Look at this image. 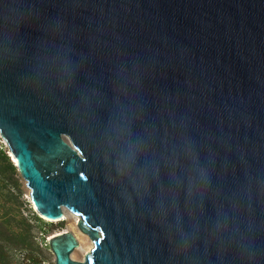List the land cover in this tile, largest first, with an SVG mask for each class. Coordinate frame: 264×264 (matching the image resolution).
<instances>
[{"label": "water", "instance_id": "obj_1", "mask_svg": "<svg viewBox=\"0 0 264 264\" xmlns=\"http://www.w3.org/2000/svg\"><path fill=\"white\" fill-rule=\"evenodd\" d=\"M0 137L55 264H264V0H0Z\"/></svg>", "mask_w": 264, "mask_h": 264}, {"label": "trees", "instance_id": "obj_2", "mask_svg": "<svg viewBox=\"0 0 264 264\" xmlns=\"http://www.w3.org/2000/svg\"><path fill=\"white\" fill-rule=\"evenodd\" d=\"M18 175L8 147L0 142V264H44L33 246L39 243L38 239L46 242V236L62 227V222L53 225L31 208H20L5 195L4 186L19 190ZM32 224L39 227L38 237L32 232Z\"/></svg>", "mask_w": 264, "mask_h": 264}, {"label": "rangeland", "instance_id": "obj_3", "mask_svg": "<svg viewBox=\"0 0 264 264\" xmlns=\"http://www.w3.org/2000/svg\"><path fill=\"white\" fill-rule=\"evenodd\" d=\"M0 142L5 147H7L6 144L4 143V141L1 139V137H0ZM17 177H19V190L16 191L17 189H12L9 186H4L3 191H4L5 195L8 194L7 196H9L11 199H13L14 204H16V205L18 204V206L20 208H25L27 206V207L31 208L32 211L37 213L36 210L34 209L32 203H31L30 190L26 186L25 180L22 179V177L20 175H18ZM72 213L73 212L69 210L66 214L65 219H63L61 221L60 220L59 221H50V220H47L45 217H43V219H46V221L51 222L53 225H57L59 222H62V227L56 228L54 231H52V233L49 236L48 235L46 236V238H45L46 242H42L41 239H38L39 243L37 242L33 246V248L37 249V254L40 257V259H43L44 264H55L54 263V255L48 246V242H47L48 237H50L56 233H59V232L69 231L75 236V238L78 242V245H79V241H81V243H82V233H84V232L81 231L80 228L78 227V223L76 222ZM38 215L41 217L40 214H38ZM79 218H80V216H79ZM31 227H32L33 234L38 237L39 227L36 226V224H32ZM84 234H86V233H84ZM92 247H93V241H92ZM85 254H86V252L76 251V247H75L70 256L74 260L84 261Z\"/></svg>", "mask_w": 264, "mask_h": 264}, {"label": "bare ground", "instance_id": "obj_4", "mask_svg": "<svg viewBox=\"0 0 264 264\" xmlns=\"http://www.w3.org/2000/svg\"><path fill=\"white\" fill-rule=\"evenodd\" d=\"M68 211H69V209L67 207L62 206V215L59 218H57V219H48V218H46V219L50 220V221L63 220V219H65L66 214H67ZM72 215L74 216L76 222L78 223L79 220H80L79 216L74 214V213H72ZM91 247H92V239H91V237H89L88 234L82 233V243H81V241H79V245L76 246V251H78V252H86L87 253V252L90 251Z\"/></svg>", "mask_w": 264, "mask_h": 264}]
</instances>
